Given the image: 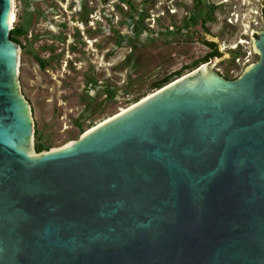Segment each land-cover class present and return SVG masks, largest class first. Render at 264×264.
I'll list each match as a JSON object with an SVG mask.
<instances>
[{"label":"water","instance_id":"1","mask_svg":"<svg viewBox=\"0 0 264 264\" xmlns=\"http://www.w3.org/2000/svg\"><path fill=\"white\" fill-rule=\"evenodd\" d=\"M10 5L0 0V264H264V28L238 79L201 69L210 60L36 154Z\"/></svg>","mask_w":264,"mask_h":264},{"label":"rangeland","instance_id":"2","mask_svg":"<svg viewBox=\"0 0 264 264\" xmlns=\"http://www.w3.org/2000/svg\"><path fill=\"white\" fill-rule=\"evenodd\" d=\"M262 1L13 0L17 82L33 123L34 152L77 140L191 73L209 51L203 41L220 53L211 60L213 72L238 79L245 69L235 58L250 53L251 64L259 60L251 34L264 28Z\"/></svg>","mask_w":264,"mask_h":264},{"label":"trees","instance_id":"3","mask_svg":"<svg viewBox=\"0 0 264 264\" xmlns=\"http://www.w3.org/2000/svg\"><path fill=\"white\" fill-rule=\"evenodd\" d=\"M135 27H136V25H135ZM18 33V29H16V28H13L11 31H10V38H11V40L14 42V43H17V41L16 40H14L13 38H12V35L13 34H17ZM203 45L205 46V47H207L208 49H209V51L203 56V57H201L200 59H198V60H196V61H194L193 63H192V65H191V67H197L198 65H201V64H204V63H207L208 61H210V60H212L213 58H215V57H219L220 56V53L218 52V50H217V47H216V44H214V43H212V42H208V41H203ZM181 72H178V73H176V75H179ZM166 83H168V81L166 80V81H163L162 82V85H164V84H166ZM161 88V86H159L157 89H160ZM93 127V126H92ZM35 150L37 151V152H41L42 151V147H39V146H37V147H35Z\"/></svg>","mask_w":264,"mask_h":264},{"label":"bare ground","instance_id":"4","mask_svg":"<svg viewBox=\"0 0 264 264\" xmlns=\"http://www.w3.org/2000/svg\"><path fill=\"white\" fill-rule=\"evenodd\" d=\"M10 6H11V7H10L11 9H10V13H9V24H10V26H12V24H13V22L15 21V18H16V14H15V11H14V2H13V0H11V5H10ZM212 63H213V62H211L209 65H204V66H202L201 69L204 68V67H206V66H208V67H209V71L212 73V68H213V66H211ZM156 91H157V90H155L154 92L148 94L147 96L143 97L142 99H140V100L137 101L136 103H138V102H140V101L146 99L147 97H149L150 95H152V94L155 93ZM134 105H135V103L132 104V105H130V106L127 107L126 109H124V110H122V111H120V112L114 114L113 116H110V117L104 119L103 121H101V122L98 123L97 125L93 126L92 128H94V127H96V126H98V125H101L102 123H104V122H106V121L112 119L113 117H116L117 115L123 113L124 111H126V110H128V109H131L132 107H134ZM92 128H91V129H92ZM91 129L85 131V133H87V132L90 131ZM72 145H73V142L71 141V142L67 143V144L64 145V146H62V147H60V148H58V149H53V150H51V151L60 152V151L66 150L67 148L71 147ZM31 153H32V152H31Z\"/></svg>","mask_w":264,"mask_h":264},{"label":"built area","instance_id":"5","mask_svg":"<svg viewBox=\"0 0 264 264\" xmlns=\"http://www.w3.org/2000/svg\"><path fill=\"white\" fill-rule=\"evenodd\" d=\"M232 16H233V14H232ZM234 16H235V14H234ZM228 20H229L230 23H233L232 21H235V22L237 21L236 19H233V18H230ZM237 46H238V44H235V45H233V48H235ZM256 54L258 55V53H256ZM234 62H235L236 65L241 67L240 68L241 70L246 69L248 66L252 65L251 61H250V53L246 57H243V58L237 57V58H235Z\"/></svg>","mask_w":264,"mask_h":264},{"label":"flooded vegetation","instance_id":"6","mask_svg":"<svg viewBox=\"0 0 264 264\" xmlns=\"http://www.w3.org/2000/svg\"><path fill=\"white\" fill-rule=\"evenodd\" d=\"M262 9H263V5H261V11H260L261 18L263 19ZM263 21H264V19H263ZM215 58H216V57H215Z\"/></svg>","mask_w":264,"mask_h":264}]
</instances>
